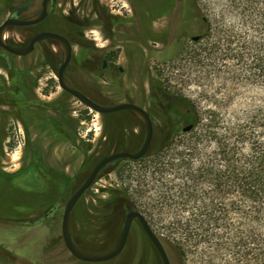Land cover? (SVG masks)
Masks as SVG:
<instances>
[{
  "label": "rangeland",
  "instance_id": "374dc122",
  "mask_svg": "<svg viewBox=\"0 0 264 264\" xmlns=\"http://www.w3.org/2000/svg\"><path fill=\"white\" fill-rule=\"evenodd\" d=\"M133 1L139 11H147L152 5V0H58L55 11L57 31L68 36L73 45L68 80L102 106L131 99L147 108L154 127L148 154L160 151L154 158L147 154L142 162L123 159L110 164L75 205L71 216L73 241L92 254H102L117 242L128 210L139 208L159 218L155 203L158 195L171 180L177 186L182 182L180 176L168 172L167 162L195 132L188 134L181 130L174 135L170 132L174 116L168 110L175 102L172 96L190 99L201 112L216 108L225 120H246L256 111L264 110L262 82L242 75L235 77L230 60L214 64L213 47L218 42L225 44L222 32L234 24L228 12L230 0H196L197 13L205 16L211 29L197 43L190 40V35L186 37L177 52L171 48L172 34L162 28L166 18L160 20V27H155L152 38L131 34L135 28L130 7ZM202 28L194 19L186 32H191V36L202 35L205 33ZM103 51L121 52L115 59L116 66L125 70L121 80L114 74L98 72L94 65L78 64L80 57L92 61ZM130 51L138 52L139 57L129 62ZM14 65L27 72L34 70V76L39 72L40 88L51 82L54 87L56 83L55 72L46 68L42 58L14 59ZM0 77L4 78L1 70ZM163 85L169 94L164 92ZM54 91L53 99L60 94L59 88ZM67 106L71 138L62 141L53 120V150L49 148L51 140L42 133L27 142L21 136L0 137V166L7 168L9 174L20 166L25 169L20 178L25 180L22 189L11 184L5 186L0 181V264H90L75 259L63 243L61 223L65 205L103 157L127 149L133 153L144 140L143 124L123 111L110 115L112 118L87 110L75 99L69 100ZM34 122H44L52 131L51 122L39 118ZM60 122L63 123L61 118ZM34 158L49 164L48 174L37 167L30 168L37 161ZM142 183L148 186L141 187V192L138 188ZM4 207L8 219L3 218ZM19 207L23 219L17 223L16 217L10 215ZM50 207L53 212L43 217ZM152 224L162 236L161 223ZM158 238L171 264H180L177 252L162 237ZM97 264L162 263L139 223L134 221L123 252L113 260Z\"/></svg>",
  "mask_w": 264,
  "mask_h": 264
},
{
  "label": "trees",
  "instance_id": "16d2710c",
  "mask_svg": "<svg viewBox=\"0 0 264 264\" xmlns=\"http://www.w3.org/2000/svg\"><path fill=\"white\" fill-rule=\"evenodd\" d=\"M187 3V20L205 28L203 39L209 21L197 13L196 0ZM228 9L234 24L222 32L225 44L213 47L214 64L230 60L235 77L264 84V0H230ZM163 90L169 94L164 85ZM172 97L170 132L187 125L188 134L195 132L167 162L168 172L182 182L171 180L158 195L159 218L137 211L177 252L180 264H264V110L246 120H225L216 108L201 112L190 99ZM154 221L161 223L162 236Z\"/></svg>",
  "mask_w": 264,
  "mask_h": 264
},
{
  "label": "flooded vegetation",
  "instance_id": "af4514ba",
  "mask_svg": "<svg viewBox=\"0 0 264 264\" xmlns=\"http://www.w3.org/2000/svg\"><path fill=\"white\" fill-rule=\"evenodd\" d=\"M57 1L58 0H51L50 11L43 21L37 24H34V25H30V26H23V27L9 26L8 29L4 33L5 43L10 47L23 49V48L28 47L31 41L39 34L55 33V34H59L65 37L72 45V40L68 36L57 31L56 29L55 11L57 7ZM187 2L188 0H156V1L152 0V5L151 7H149L147 11H139L136 7V2L135 1L131 2L130 4L131 20H132V23L135 25V28H133L134 31L133 32L131 31V34L133 33L135 34V36L136 35L142 36V37L144 36L146 37V39L152 38L155 32V29H157L155 27H160L161 25V23H159L160 20L163 18H166L164 22V26L162 28H164L166 32L169 31L172 34L171 36L173 40H172L171 48L173 52H177L180 49L181 42L189 35H190L189 36L190 40L192 37L191 32L190 34L186 32L187 26L190 25V20H187V12H188V6H189ZM42 3H43V0L41 2L40 0H0V18H1L0 26L5 21L10 20V19L25 20L35 15H38L42 11ZM53 17H54V20H53ZM187 22L189 24H187ZM59 53L61 54L60 59H58ZM117 55L120 56L121 52L119 53L118 52H111V53L106 52L105 53V51H103L100 56L95 57L92 61H88L87 60L88 57H80L82 60L81 61L78 60L79 61L78 64L82 66L83 65H87V66L94 65L97 67L98 72L114 74L116 77L120 78L121 80V77L125 75V70L120 66H116L118 64L115 61V59L117 58ZM34 56L44 59V64L46 65V68L55 72L56 83L54 82V87H53V82H51V84H46L44 88H40V83L38 80L39 72H37V74L34 76V72H33L34 70H32V72H27L26 69L24 68H19L20 69L19 70L17 67H15L14 59L27 60ZM135 57H139L138 52L130 51L127 53V59H129L128 60L129 62H130V59L135 58ZM61 59H62V52L60 48L58 47L56 43L50 40H42V41L37 42L34 45L33 51L25 56H15L0 47V70L4 72V78L0 77V110H1L0 111V137L2 138L16 137L17 138L18 136H21L24 139V141L27 142L29 141L31 137H37L38 133H42L44 136H47L46 138L49 137V139L51 140L52 146L49 148L50 150H53V120H54L55 128L57 129V133H56L57 136H59V138L62 139V141H67L69 138H71L70 135H71L72 124H71V120L68 119L69 112H68L67 104L69 100L75 99V98H73L72 96H70L69 94H67L66 92L62 91L59 88L58 81H57V72L60 67ZM72 64H73V45H72V56L65 70V78L75 90L83 94L84 91L83 92L80 91L67 78V73L70 71ZM57 88L60 89V94H58V96L53 99L52 96L55 93L54 90ZM85 97H87L94 103L100 105L98 102L94 101L95 100L94 97H91L90 95L89 97L88 96H85ZM120 104H131V105L138 106L144 109L151 118L149 110L147 108H143L140 104H138L134 100H131V99L125 100L117 105H120ZM103 107H106V106H103ZM108 107H111V106H108ZM118 112H122V111H118ZM123 112H125L128 116L130 115V116H133L135 119H138L135 115H133L129 111H123ZM115 113L101 115V117L107 116V117L113 118V116H110V115L115 114ZM55 117L56 118L59 117V120L56 119ZM38 118L40 121L44 120L45 122H51L52 131H50L49 129L45 127L44 122H42L41 124H37L36 122H34ZM60 118L62 119L63 123L60 122ZM112 122L115 124L114 119ZM33 133H35L34 136H33ZM142 144L137 150L133 151V153L138 151L141 148ZM24 147H26V145ZM131 151L132 149H127V151H122V152L131 153ZM24 153L26 152L24 151ZM35 160L37 161H34L33 165L31 167L28 166L27 169H30V168L35 169L37 167L38 170H41V171L44 170L47 173L48 169L50 168L49 164L38 161L39 160L38 158H36ZM28 165L30 164L28 163ZM23 167L24 166H20L18 170L9 174L8 172H6L7 168L0 166V181L2 182L1 184L5 186L7 184H11L17 189H19L20 187L22 189L23 182L25 181V180L23 181L22 179H20L21 177H23L22 175L25 171ZM105 169H103L102 171H104ZM102 171L99 173L98 177L100 176ZM89 175L90 174H88L87 177ZM98 177L96 178V180L98 179ZM65 179H68V178L66 177L64 178V180ZM50 208L47 210V212L44 211L45 213L43 217L46 218L50 213L53 212V207L51 209ZM4 210H5V207L3 208V213H4L3 218L8 219V214H6V210L5 211ZM21 210L22 209L20 207L16 208V211H15L16 214L14 213L10 215V216L14 215V217H16V219L18 220L17 223H19L20 218L23 219ZM131 211H134V209L128 210L125 213V216L127 213ZM40 212L33 211L31 213H40ZM134 221H137V220L135 219L133 220V222ZM153 249L155 250L154 247ZM155 252L157 253L156 250Z\"/></svg>",
  "mask_w": 264,
  "mask_h": 264
},
{
  "label": "water",
  "instance_id": "95a60500",
  "mask_svg": "<svg viewBox=\"0 0 264 264\" xmlns=\"http://www.w3.org/2000/svg\"><path fill=\"white\" fill-rule=\"evenodd\" d=\"M51 7V0H43L42 3V11L31 18L25 19V20H7L0 26V47L4 50L8 51L9 53L15 55V56H25L33 51L34 45L42 40H50L58 45L62 52V59L60 63V67L57 72V81L59 88L75 98L78 102L83 104L87 109L99 114V115H105L110 113H115L118 111H129L133 115H135L140 122L145 127V136L143 140V144L141 148L134 152H118V153H112L108 156L101 159L93 168L90 175L87 177V179L83 182V184L73 193V195L70 197L68 202L65 205L63 216H62V223H61V235L63 239V243L67 249V251L77 260L85 263L90 264H97V263H104L110 260H113L118 255L122 253L124 250V247L126 245V242L128 240L129 232L133 223V220H137L141 229L143 230L146 237L149 239L155 250L157 251L159 258L161 260L162 264H171L168 254L160 242L157 235L153 232V230L150 228L149 224L137 211H131L126 214L125 220L122 226V230L119 236V239L117 242L112 246L111 249L108 251L102 253V254H92L89 252H86L80 248H78L72 238V211L77 204V202L80 200V198L85 194V192L93 185L96 178L98 177L99 173L105 169L108 165L119 161V160H131V161H139L143 159L149 152L150 145L153 139V133H154V127L153 122L148 115V113L135 105L131 104H120L116 106L111 107H103L100 106L87 97H85L82 93L75 90L66 80L65 78V70L70 62L71 56H72V45L71 43L63 36L55 33H42L36 36L28 47L23 49H18L14 47H10L5 43L4 40V33L8 29L9 26H16V27H23V26H30L37 24L45 19V17L48 15ZM201 39V35H196L191 37L192 42H198ZM192 130V125H187L182 128L183 133H188Z\"/></svg>",
  "mask_w": 264,
  "mask_h": 264
}]
</instances>
